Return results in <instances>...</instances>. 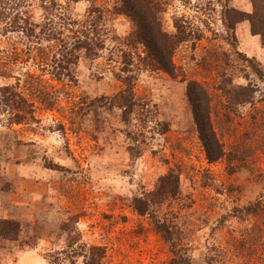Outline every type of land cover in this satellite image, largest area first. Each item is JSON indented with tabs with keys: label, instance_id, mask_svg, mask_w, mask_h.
<instances>
[{
	"label": "rangeland",
	"instance_id": "rangeland-1",
	"mask_svg": "<svg viewBox=\"0 0 264 264\" xmlns=\"http://www.w3.org/2000/svg\"><path fill=\"white\" fill-rule=\"evenodd\" d=\"M157 1L183 40L172 75L118 0H0V264H264V211L242 210L264 201V48L238 22L253 2Z\"/></svg>",
	"mask_w": 264,
	"mask_h": 264
},
{
	"label": "trees",
	"instance_id": "trees-1",
	"mask_svg": "<svg viewBox=\"0 0 264 264\" xmlns=\"http://www.w3.org/2000/svg\"><path fill=\"white\" fill-rule=\"evenodd\" d=\"M118 2L119 12L133 22L134 38L145 47L151 68L172 75L174 72L172 55L175 47L183 40L163 31L159 18V14L162 12L159 2L157 0H118ZM252 2L253 12L250 14L240 13L238 22L247 21L251 32L260 36L264 48V0H252ZM123 83L126 88L121 95H129L132 98L131 82L129 79H125ZM187 97L206 158L210 163L216 162L224 156V150L211 123L207 94L197 83L191 82L187 88ZM135 208L141 215L148 211L146 208L137 207V205ZM242 210L247 214H259L264 211V201L259 198ZM156 225L159 230V223L156 222Z\"/></svg>",
	"mask_w": 264,
	"mask_h": 264
}]
</instances>
